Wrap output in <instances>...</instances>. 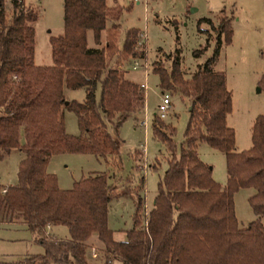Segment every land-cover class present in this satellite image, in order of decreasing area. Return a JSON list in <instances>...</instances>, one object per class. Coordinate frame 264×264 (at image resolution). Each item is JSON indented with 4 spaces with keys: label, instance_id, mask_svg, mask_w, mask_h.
Returning a JSON list of instances; mask_svg holds the SVG:
<instances>
[{
    "label": "trees",
    "instance_id": "1",
    "mask_svg": "<svg viewBox=\"0 0 264 264\" xmlns=\"http://www.w3.org/2000/svg\"><path fill=\"white\" fill-rule=\"evenodd\" d=\"M123 8L106 0H64L63 32L50 36L53 63L46 65L34 61L38 12L15 0H0V159L14 147L24 154L17 183L0 185V221H23L44 248L2 258L0 264H90L93 235L102 244L105 264H264V117L253 122L252 145L236 151L235 132L226 121L231 92L225 73L213 68L223 40L230 41L233 33V16L224 9L214 19L200 18L214 31L215 47L189 75L178 57L169 67L159 60L151 63L160 88L178 90L191 107L178 156L174 127L154 115L153 133L171 155L148 211L143 213L139 190L133 191V224L125 239H116L108 225L109 201L122 192L108 181L107 172L93 171L61 188L47 170L49 158L60 152L120 159L119 127L145 101L139 83L122 69L121 63L138 53L139 34L138 28L129 27L119 44ZM104 31L107 39L102 42ZM64 87H84L85 99L68 100ZM64 109L76 114L78 134L66 131ZM201 140L225 152V184L213 178L212 167L200 158ZM240 187L256 189L248 198L256 218L245 226L239 225L234 207ZM47 223L65 225L69 236H47Z\"/></svg>",
    "mask_w": 264,
    "mask_h": 264
},
{
    "label": "rangeland",
    "instance_id": "2",
    "mask_svg": "<svg viewBox=\"0 0 264 264\" xmlns=\"http://www.w3.org/2000/svg\"><path fill=\"white\" fill-rule=\"evenodd\" d=\"M63 1L25 0V6L38 12L33 23L34 61L37 64L53 63L50 36L63 32ZM117 1L124 7L119 16V44L129 27H136L139 33L145 34L143 37L138 35V41L142 38V43L135 46L138 53L121 63L126 77L145 83L146 86L142 88L144 107L133 112L119 127V161L115 156H109L106 160L92 153L60 152L49 158L47 170L56 175L61 188L72 187L75 181L93 171L107 172L108 181L114 183L122 192L109 201L108 225L113 229L116 239H125L126 230L133 224V191L139 190L144 198L143 213L148 211L157 190V183L163 176L171 155L166 145L153 133V119L157 115L162 89L159 86V75L151 69V63L159 60L169 67L173 58L178 57L181 67L189 75L198 64L212 55L215 47L214 31L209 23L199 22L200 18L211 16L214 19L215 14L212 13H216L223 4L227 7L233 4V33L230 41L223 40L213 68L225 73L226 87L231 92L232 108L226 121L235 132L234 148L236 151L249 148L252 145L253 122L258 115L264 117V83H260L264 72V0H140L139 3L133 0ZM107 3L113 2L107 0ZM224 13L229 15L230 11L224 10ZM106 39L107 33L104 31L102 42ZM87 41L90 46L94 44L91 29L87 31ZM197 48H202V51L195 54ZM134 58L141 63H147L148 70L143 66L133 68ZM168 92L170 107L162 120L174 127L172 138L176 144L175 154L178 156L189 120L190 99L178 90ZM64 95L68 100L83 101L85 88L64 87ZM99 96L100 85L96 88V97ZM63 118L66 131L78 134L76 114L72 110L64 109ZM142 120L145 121L144 124L141 123ZM108 127L112 129L110 124ZM197 151L200 158L212 167L213 178L220 184H225V152L204 140L197 142ZM23 155L21 150L14 147L0 159L1 186L17 183L18 165ZM255 190L254 187H240L234 193L235 213L240 226H245L256 218L248 201ZM44 234L58 238L69 236L68 228L62 224L54 225ZM37 235L19 219L0 221V259H14L43 252L44 248L37 240ZM89 240L98 252L97 257H92L90 247L89 263L105 264L102 244L95 235Z\"/></svg>",
    "mask_w": 264,
    "mask_h": 264
},
{
    "label": "built area",
    "instance_id": "3",
    "mask_svg": "<svg viewBox=\"0 0 264 264\" xmlns=\"http://www.w3.org/2000/svg\"><path fill=\"white\" fill-rule=\"evenodd\" d=\"M4 1L11 2V0H4ZM15 1L20 3V5L22 7L25 6V0H15ZM133 1H136V0H133ZM138 35H140L142 37L145 36V34L142 33V32H140ZM137 43H142V38ZM139 66H143L146 71L148 70L147 69V63H141V62H139V60L137 58H134L133 61H132V67L133 68H137ZM13 78L17 79V76L13 75ZM139 85H140L141 88H144L146 86L144 82L139 83ZM169 107H170V94H169L168 90H162L160 101L157 104V116L160 117V118L166 117L167 110L169 109ZM141 123L144 124L145 121L142 120ZM3 190H5V189H3ZM50 226H51L50 223L46 224V232L48 231ZM91 254L93 256H97V251L95 250V248L91 249Z\"/></svg>",
    "mask_w": 264,
    "mask_h": 264
},
{
    "label": "crops",
    "instance_id": "4",
    "mask_svg": "<svg viewBox=\"0 0 264 264\" xmlns=\"http://www.w3.org/2000/svg\"><path fill=\"white\" fill-rule=\"evenodd\" d=\"M106 2H107V0H106ZM112 2H113V3H111V4H108V3H107V4H108V5H111V6H112V5H115V4H119L117 0H112ZM136 2L139 3L140 0H136ZM222 6H223V7L217 9L216 13H217L219 10H221V9H224V10L230 11V14L233 16V19H232V25H233V20H234V12H233V8H232V7H233V4H231L229 7H227L225 4H223ZM195 9H196V8H195ZM208 11H211V9H209ZM216 13H212V14H216ZM5 155H6V154H5ZM5 155H4V156H5ZM4 186H8V185H4ZM54 225H56V224H51V226H50L49 229H52V227H53ZM48 233H49V232H48ZM49 234H50V233H49ZM92 248H94V247H91V249H92ZM95 249H96V248H95ZM90 253H91V251H90ZM91 256H92V257H97V256H93L92 254H91Z\"/></svg>",
    "mask_w": 264,
    "mask_h": 264
},
{
    "label": "water",
    "instance_id": "5",
    "mask_svg": "<svg viewBox=\"0 0 264 264\" xmlns=\"http://www.w3.org/2000/svg\"><path fill=\"white\" fill-rule=\"evenodd\" d=\"M67 102V101H66ZM191 106H189V108H190Z\"/></svg>",
    "mask_w": 264,
    "mask_h": 264
}]
</instances>
